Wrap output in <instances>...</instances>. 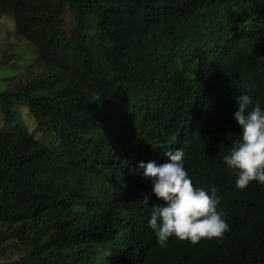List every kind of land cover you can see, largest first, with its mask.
Masks as SVG:
<instances>
[{
    "label": "trees",
    "instance_id": "trees-1",
    "mask_svg": "<svg viewBox=\"0 0 264 264\" xmlns=\"http://www.w3.org/2000/svg\"><path fill=\"white\" fill-rule=\"evenodd\" d=\"M10 15L39 69L5 79L0 115L23 103L37 128L0 129V264H264V187L222 161L235 97L264 107V0H0ZM181 147L230 231L161 248L137 166Z\"/></svg>",
    "mask_w": 264,
    "mask_h": 264
},
{
    "label": "clouds",
    "instance_id": "clouds-1",
    "mask_svg": "<svg viewBox=\"0 0 264 264\" xmlns=\"http://www.w3.org/2000/svg\"><path fill=\"white\" fill-rule=\"evenodd\" d=\"M233 119L239 138L233 140L222 157L223 164L235 177V187L244 190L251 182L264 187V107L253 100L249 90L235 97ZM166 161L140 162L142 178L151 181L152 194L160 204H153L148 227L155 243L166 248L170 239L197 245L201 241H221L230 226L219 209L217 189L195 187L185 166L183 148L164 153ZM148 204L145 196L141 202Z\"/></svg>",
    "mask_w": 264,
    "mask_h": 264
},
{
    "label": "rangeland",
    "instance_id": "rangeland-1",
    "mask_svg": "<svg viewBox=\"0 0 264 264\" xmlns=\"http://www.w3.org/2000/svg\"><path fill=\"white\" fill-rule=\"evenodd\" d=\"M20 57L17 58L16 56ZM8 56H14L13 60L18 64L16 68L0 66V88H5L6 81L9 79V87L19 80H23L30 75V71H37L36 59L38 56L29 45L15 36V26L13 16L10 15L0 21V62L8 60ZM12 62V61H11ZM30 72V73H29ZM18 112L17 119L12 124H7L0 115V129H10L19 124L26 126L31 133L36 131L35 119L29 114L28 108L23 103H16Z\"/></svg>",
    "mask_w": 264,
    "mask_h": 264
}]
</instances>
